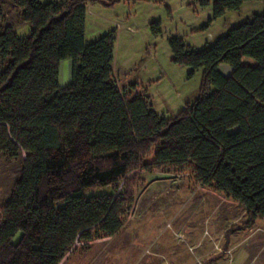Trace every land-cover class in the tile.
Returning <instances> with one entry per match:
<instances>
[{"label": "trees", "instance_id": "16d2710c", "mask_svg": "<svg viewBox=\"0 0 264 264\" xmlns=\"http://www.w3.org/2000/svg\"><path fill=\"white\" fill-rule=\"evenodd\" d=\"M13 1L31 29L0 31V156L20 158L0 207V264H59L76 241L117 234L141 168L190 167L245 208L238 229L264 218V10L198 50L169 39L172 61L190 76L202 68L203 79L198 98L166 119L114 82V31L85 41L87 6L121 0ZM247 1L264 4L212 0V15ZM62 60L71 62L63 87Z\"/></svg>", "mask_w": 264, "mask_h": 264}, {"label": "rangeland", "instance_id": "374dc122", "mask_svg": "<svg viewBox=\"0 0 264 264\" xmlns=\"http://www.w3.org/2000/svg\"><path fill=\"white\" fill-rule=\"evenodd\" d=\"M211 2L89 4L93 13L86 14L85 41L114 31V82L127 97L146 95L157 114L172 119L198 98L203 70L199 68L190 76V67L173 62L169 39L180 37L185 45L198 50L264 10L262 2H244L238 10L214 18ZM113 22L121 27L116 28ZM5 25L22 38L31 29L20 18L13 0H0V31ZM3 64L0 57V66ZM66 65L62 64V70ZM68 74L60 72L63 86L69 83ZM19 169V157L0 156V207L9 199ZM131 177L134 198L119 232L76 241L59 264H264V218H257L250 229H238L247 221L245 208L202 184L190 167L141 168ZM100 192L110 189L87 193ZM234 228L227 242L226 231ZM250 234L253 236L248 239ZM255 238L257 241L251 240Z\"/></svg>", "mask_w": 264, "mask_h": 264}, {"label": "crops", "instance_id": "0c3cea01", "mask_svg": "<svg viewBox=\"0 0 264 264\" xmlns=\"http://www.w3.org/2000/svg\"><path fill=\"white\" fill-rule=\"evenodd\" d=\"M247 2H249V3H251V2H253V1H247ZM226 14V13H225ZM224 14V15H225ZM211 38V37H210ZM214 40H215V38H213ZM64 62H67L68 63V65H66V68L65 69H63L62 70V64L64 63ZM70 68H71V62H70V60H62L61 62H60V72L61 71H63V72H67L68 71V75H69V81H70ZM67 69V70H66ZM113 70H114V67H113ZM219 70L222 72V74H224V75H229L230 73H231V68L229 67V66H227V65H224V64H222V65H220L219 66ZM60 78H61V75L59 76V81H60ZM60 85L63 87V84L61 83V81H60ZM249 237H248V239H250V238H252V236L253 235H248ZM259 237H257V239H258ZM251 240H254V241H257L256 240V238L255 239H251ZM250 242V241H249Z\"/></svg>", "mask_w": 264, "mask_h": 264}, {"label": "built area", "instance_id": "2783aa9c", "mask_svg": "<svg viewBox=\"0 0 264 264\" xmlns=\"http://www.w3.org/2000/svg\"><path fill=\"white\" fill-rule=\"evenodd\" d=\"M89 8H90V5L87 6L88 12L93 13ZM113 23L115 24L116 28L121 27V24L120 23H118V22H113ZM209 37H211L210 34H209Z\"/></svg>", "mask_w": 264, "mask_h": 264}]
</instances>
